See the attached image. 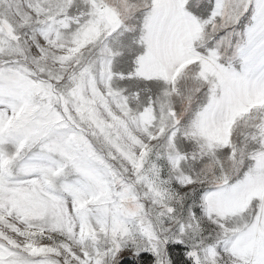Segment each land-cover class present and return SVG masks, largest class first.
Masks as SVG:
<instances>
[{
	"label": "snow or ice",
	"instance_id": "6c2138e0",
	"mask_svg": "<svg viewBox=\"0 0 264 264\" xmlns=\"http://www.w3.org/2000/svg\"><path fill=\"white\" fill-rule=\"evenodd\" d=\"M0 264H264V0H0Z\"/></svg>",
	"mask_w": 264,
	"mask_h": 264
}]
</instances>
